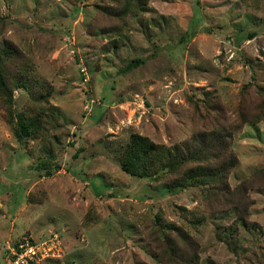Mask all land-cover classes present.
Listing matches in <instances>:
<instances>
[{"label": "rangeland", "instance_id": "1", "mask_svg": "<svg viewBox=\"0 0 264 264\" xmlns=\"http://www.w3.org/2000/svg\"><path fill=\"white\" fill-rule=\"evenodd\" d=\"M5 43L9 84L36 82L0 92V264L55 235L42 264H264V0H0ZM41 107L20 140L15 112ZM220 126L228 192L121 168L132 132L171 146Z\"/></svg>", "mask_w": 264, "mask_h": 264}, {"label": "trees", "instance_id": "2", "mask_svg": "<svg viewBox=\"0 0 264 264\" xmlns=\"http://www.w3.org/2000/svg\"><path fill=\"white\" fill-rule=\"evenodd\" d=\"M132 3L124 4L123 11L130 10ZM0 54V92L12 97L15 87L25 86L32 93L33 81L26 78L25 69L20 68L9 84L4 65V54L7 58L16 57V53L7 43L2 46ZM1 48V49H2ZM142 62L134 59L128 67H135ZM34 92V96H35ZM39 99L45 97L38 94ZM194 102V101H193ZM195 106L197 105L194 102ZM39 108L35 114L27 111L15 112V130L20 140L37 136L43 128ZM238 164V158L231 149V133L225 126L205 129L194 133L182 144L166 145L157 143L149 137L132 132L129 141L121 152V168L124 172L140 178H168L166 189L175 192L193 186H208L227 192L228 177ZM158 221L161 217L157 216ZM191 264V263H190Z\"/></svg>", "mask_w": 264, "mask_h": 264}, {"label": "built area", "instance_id": "3", "mask_svg": "<svg viewBox=\"0 0 264 264\" xmlns=\"http://www.w3.org/2000/svg\"><path fill=\"white\" fill-rule=\"evenodd\" d=\"M57 243L56 235L45 241H36L30 237H24L7 247L4 264H42L43 260L54 253Z\"/></svg>", "mask_w": 264, "mask_h": 264}]
</instances>
